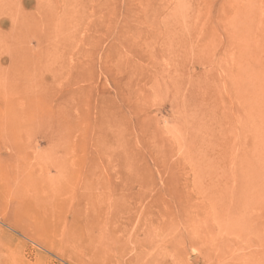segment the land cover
Masks as SVG:
<instances>
[{"label":"rangeland","instance_id":"1","mask_svg":"<svg viewBox=\"0 0 264 264\" xmlns=\"http://www.w3.org/2000/svg\"><path fill=\"white\" fill-rule=\"evenodd\" d=\"M0 264H264V0H0Z\"/></svg>","mask_w":264,"mask_h":264},{"label":"bare ground","instance_id":"2","mask_svg":"<svg viewBox=\"0 0 264 264\" xmlns=\"http://www.w3.org/2000/svg\"><path fill=\"white\" fill-rule=\"evenodd\" d=\"M53 31V30H52ZM56 34V33H55ZM52 35H54V34H52ZM56 37H57V35H56ZM55 39V38H54ZM53 39V40H54ZM225 200H229V198H224ZM216 200H219V201H221V198H217ZM231 201H232V199H230ZM152 258V257H151ZM151 258H149V260L151 259ZM150 261H152V260H150ZM260 261V260H259ZM261 262V261H260Z\"/></svg>","mask_w":264,"mask_h":264}]
</instances>
